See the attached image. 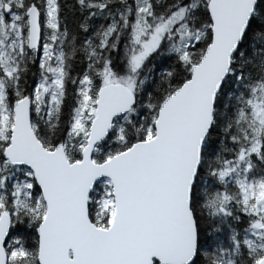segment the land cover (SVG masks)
Returning <instances> with one entry per match:
<instances>
[{"label": "snow or ice", "instance_id": "snow-or-ice-1", "mask_svg": "<svg viewBox=\"0 0 264 264\" xmlns=\"http://www.w3.org/2000/svg\"><path fill=\"white\" fill-rule=\"evenodd\" d=\"M0 264H264V0H0Z\"/></svg>", "mask_w": 264, "mask_h": 264}]
</instances>
